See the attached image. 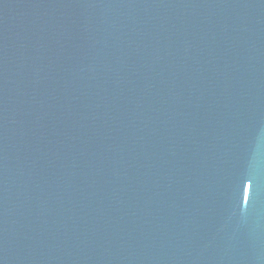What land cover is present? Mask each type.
<instances>
[{
  "label": "water",
  "instance_id": "95a60500",
  "mask_svg": "<svg viewBox=\"0 0 264 264\" xmlns=\"http://www.w3.org/2000/svg\"><path fill=\"white\" fill-rule=\"evenodd\" d=\"M0 264H264V0H0Z\"/></svg>",
  "mask_w": 264,
  "mask_h": 264
}]
</instances>
